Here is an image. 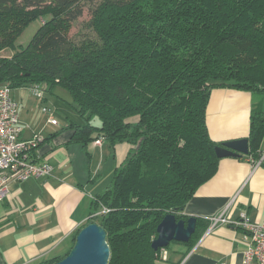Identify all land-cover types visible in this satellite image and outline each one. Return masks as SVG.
<instances>
[{
    "label": "trees",
    "instance_id": "obj_1",
    "mask_svg": "<svg viewBox=\"0 0 264 264\" xmlns=\"http://www.w3.org/2000/svg\"><path fill=\"white\" fill-rule=\"evenodd\" d=\"M87 5L90 33L72 27ZM34 21L26 47L17 42ZM0 86L13 92L55 88L71 95L79 121L72 141L129 145L109 186L93 200L86 225L107 234L108 264H161L158 226L183 212L218 172L207 125L215 89L264 99V0H0ZM250 154L261 159L264 111L251 115ZM264 167V160L261 164ZM102 208L108 213L97 214ZM189 243L200 236V227ZM83 227V228H84ZM43 264H56L68 256ZM182 244V243H179Z\"/></svg>",
    "mask_w": 264,
    "mask_h": 264
},
{
    "label": "crops",
    "instance_id": "obj_2",
    "mask_svg": "<svg viewBox=\"0 0 264 264\" xmlns=\"http://www.w3.org/2000/svg\"><path fill=\"white\" fill-rule=\"evenodd\" d=\"M20 91L15 99L21 104V139L42 137L33 155L48 161L54 172L49 178L8 184V197L0 201V264H43L68 253L74 234L90 218L93 200L109 186L130 146L112 151L106 141L101 146L73 142V131L66 128L77 120L63 128L51 125L48 117L37 120L32 90ZM255 99L249 92L213 90L207 107L211 139L217 144L248 139ZM225 211L232 224L212 229L210 219ZM183 215L208 226L200 227L191 245L177 244L168 251V261L161 264H244L250 241L238 223L242 216L264 223V167L242 157L222 159L217 174L198 189Z\"/></svg>",
    "mask_w": 264,
    "mask_h": 264
},
{
    "label": "built area",
    "instance_id": "obj_3",
    "mask_svg": "<svg viewBox=\"0 0 264 264\" xmlns=\"http://www.w3.org/2000/svg\"><path fill=\"white\" fill-rule=\"evenodd\" d=\"M37 98H42V90H33ZM21 104L13 96V90L8 86H0V201L8 197V184L10 182H26L30 179L49 178L54 172V167L48 161H37L33 152L37 150L43 138L34 136L32 140H22L23 128L20 124ZM43 112L50 113L51 109L44 107ZM52 115V114H51ZM49 123L58 125V122L50 117ZM102 140L95 141L101 146ZM264 160L262 156L255 163L259 167ZM108 213L102 208L97 214L103 216ZM212 229L219 224H232L226 215L222 214L210 219ZM238 226L243 228L250 243L244 255V264H264V223H255L246 216ZM162 262L169 259L167 249H161Z\"/></svg>",
    "mask_w": 264,
    "mask_h": 264
},
{
    "label": "water",
    "instance_id": "obj_4",
    "mask_svg": "<svg viewBox=\"0 0 264 264\" xmlns=\"http://www.w3.org/2000/svg\"><path fill=\"white\" fill-rule=\"evenodd\" d=\"M215 151L221 160L248 156L250 154L249 140L227 142L217 146ZM196 229V218L177 221L174 215H168L158 226V237L152 247L158 251L168 248L173 242L187 244ZM110 255L105 230L99 224L91 223L79 232L68 256L56 264H108Z\"/></svg>",
    "mask_w": 264,
    "mask_h": 264
},
{
    "label": "rangeland",
    "instance_id": "obj_5",
    "mask_svg": "<svg viewBox=\"0 0 264 264\" xmlns=\"http://www.w3.org/2000/svg\"><path fill=\"white\" fill-rule=\"evenodd\" d=\"M98 0H94V3L97 4ZM91 5H87L86 12L84 13V16L72 27L70 31V36L76 38L77 40L81 39L84 35L90 33V29L88 26L89 20H90V15L88 13V8ZM41 21H34L29 25V27L23 32V34L19 37L17 45L26 47L34 35L37 33L38 29L41 26ZM13 52L10 50H7L3 52L0 56L2 57H10L12 56ZM43 89V88H40ZM48 89V88H47ZM45 90L42 92V97L48 99V103L45 102L42 103L41 99L37 98L34 91L31 92V100H32V109L33 111L37 110V115L38 118L37 120L43 118H50L54 116V119L60 124V128L65 127L68 125L71 120H77L79 121L78 115L76 111L73 109L71 106L72 99L71 95L67 92L64 91L60 88H55L52 90V92ZM19 90H14L13 96L17 98V94L20 93ZM256 101V108L260 107L261 111H264V99L260 96L255 97ZM46 105L47 108L51 109V114L50 113H45L43 112V106ZM52 125V124H51ZM54 128V127H51ZM113 179V176L112 178ZM111 181V180H110ZM110 181L108 183H110ZM179 243H171L170 246L167 249V251L172 252L175 247Z\"/></svg>",
    "mask_w": 264,
    "mask_h": 264
}]
</instances>
